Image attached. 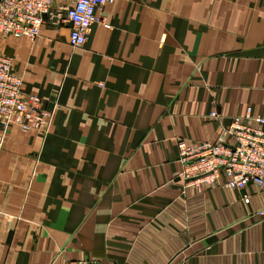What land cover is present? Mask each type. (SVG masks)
<instances>
[{"label":"crops","instance_id":"crops-1","mask_svg":"<svg viewBox=\"0 0 264 264\" xmlns=\"http://www.w3.org/2000/svg\"><path fill=\"white\" fill-rule=\"evenodd\" d=\"M96 17L109 28L78 49L68 26L0 34L52 114L45 136L0 128V264H264V188H188L178 148L264 118V0H117Z\"/></svg>","mask_w":264,"mask_h":264},{"label":"built area","instance_id":"built-area-1","mask_svg":"<svg viewBox=\"0 0 264 264\" xmlns=\"http://www.w3.org/2000/svg\"><path fill=\"white\" fill-rule=\"evenodd\" d=\"M117 0H70V6H57V0H0V34L35 41L41 29L51 24L70 28V46L83 48L97 19V10ZM212 117H218L217 112ZM51 111L38 96L24 93V78L13 70V60L0 55V128L12 126L24 132L47 135ZM254 121L256 124H252ZM264 118H253L248 109L235 117L216 143L191 144L179 140L181 178L185 186H220L227 190L246 189L250 183L264 188ZM230 142H228L229 140ZM264 216V209L259 212ZM1 217V216H0ZM67 264H103L94 260L69 261Z\"/></svg>","mask_w":264,"mask_h":264}]
</instances>
